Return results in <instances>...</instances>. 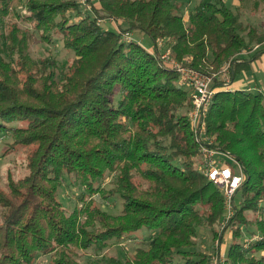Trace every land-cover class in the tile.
Listing matches in <instances>:
<instances>
[{
    "label": "trees",
    "instance_id": "obj_1",
    "mask_svg": "<svg viewBox=\"0 0 264 264\" xmlns=\"http://www.w3.org/2000/svg\"><path fill=\"white\" fill-rule=\"evenodd\" d=\"M88 2L90 11L79 0H0V133L26 157V174L8 171L0 187V264H210L219 249L197 248V229L222 240L218 225L232 239L255 228L224 250L230 264H264V93L219 90L207 111L206 135L244 174L228 219L223 192L198 170L190 91L141 44L122 41L139 32L155 49L168 39L177 61L210 75L233 60L235 80L250 69L244 52L264 53V30L223 0H197L187 16L182 0ZM110 19L126 28L106 30L99 21ZM34 31L74 57L33 60ZM65 175L84 188L72 211L58 199ZM97 195L117 196L121 212ZM142 230L131 256L108 254Z\"/></svg>",
    "mask_w": 264,
    "mask_h": 264
},
{
    "label": "rangeland",
    "instance_id": "obj_2",
    "mask_svg": "<svg viewBox=\"0 0 264 264\" xmlns=\"http://www.w3.org/2000/svg\"><path fill=\"white\" fill-rule=\"evenodd\" d=\"M184 1L188 7L184 11V15L187 16L189 12L193 9V7L196 5L197 0H182ZM228 6H230L232 9L238 11L241 15L242 21L245 24H248L259 31L264 30V6L260 5L257 10H254L253 8V0H223ZM91 15V14H90ZM92 17V15H91ZM187 19V18H185ZM22 26L26 27L27 25L25 23H21ZM122 28H126V24L121 22ZM103 28L106 30H109L111 32L115 33H121L120 26L118 27L115 25V23L110 21H105L102 24ZM125 35H128L131 39H133L134 42H138L141 44L147 51L150 53L154 52V43L151 40V38L143 33L139 32H129L125 33ZM34 41L30 44V55L33 60H40L41 58H46L50 56L56 57L60 62L64 63L66 60L74 57L73 52L68 51L64 49L62 42L58 37H55L53 43H49L41 39V35H39L38 32L34 31ZM125 36L122 35V41H125ZM256 49L258 46L255 47ZM256 49H249L248 51L244 52L241 56L243 59L244 57L252 58L251 55L253 52L256 53ZM259 50V49H258ZM254 53V54H255ZM175 58V57H174ZM260 65V66H259ZM170 69V68H169ZM237 80L242 79L243 84H235L234 87H240L242 90H250V88L258 87L256 90L254 89V92L262 90L264 93V53L259 58V63H256L252 66V69L248 72H243L240 75L237 76ZM175 86L182 87L184 89H188L186 86H184L180 79L179 81L175 82ZM13 127V126H11ZM12 138L11 136L4 135L0 133V187L5 188L7 184V173L8 171H11L15 177H22L26 174V169L24 168L26 164V157L25 152H23L24 148H14L12 145ZM9 150V151H8ZM235 166L237 164L235 163ZM237 170L238 167H236ZM244 175V174H243ZM107 188H109L108 185H106ZM84 190V188L76 181V179L69 177L68 175L64 176V182L59 190L58 193V199L63 204V206L66 209L73 210L79 202H77V194ZM239 191V190H238ZM236 192L234 196V205L239 206V203L241 201V193ZM97 200V203L102 207V209L106 210L107 212L111 214H119L122 210V204L120 199H118L117 196H111L108 198V201H104L101 199L99 195L95 197ZM0 215H1V208H0ZM250 216H253L252 214ZM1 221V216H0ZM227 224V223H226ZM223 225H218L217 232H223L224 236L223 239L217 238L216 240L212 239L210 229H208L205 226L199 227L197 229L198 234V240L197 242V248L204 250L208 254H212L214 252V249L216 247L219 249V254H224V250L227 253L228 247L230 243H243L246 238H248L251 234V231H255L254 227H249L248 232H243L244 235H242L239 238L232 239L230 237V231L231 229L224 228ZM227 226V225H226ZM226 229V230H224ZM246 230V229H245ZM148 233L146 230H142L138 233H135L131 235V240L124 241L122 243V247L127 250V252L122 249L121 247H118L116 245L112 246V249L108 252V254L113 255H120L121 257L125 258L127 256H131L136 248L142 247V240L144 236H146ZM225 253V254H226ZM217 255H214L215 257ZM86 261V260H85ZM38 264H50L47 257H41Z\"/></svg>",
    "mask_w": 264,
    "mask_h": 264
},
{
    "label": "built area",
    "instance_id": "obj_3",
    "mask_svg": "<svg viewBox=\"0 0 264 264\" xmlns=\"http://www.w3.org/2000/svg\"><path fill=\"white\" fill-rule=\"evenodd\" d=\"M85 10L90 11L91 6L88 0H79ZM119 27L121 20L110 19ZM103 24L105 20L99 21ZM125 41L132 42L128 35H125ZM154 52L151 54L157 56L165 68L175 71L181 83L188 88L191 97V110L189 120L194 129L196 140L199 144L201 161L198 170L209 181L216 185L225 198L227 208V218L234 214V196L241 188L244 175L239 166V170L234 171L235 161L229 153L223 152L219 147L214 146L213 141L206 135L205 119L208 108L219 90L233 91L234 64L233 60L227 61L216 73L205 74L191 66V61L186 63L177 61L172 52L171 42L168 39L159 40ZM261 91V90H259ZM258 237L252 238L254 241ZM210 264H230L225 254H219L212 257Z\"/></svg>",
    "mask_w": 264,
    "mask_h": 264
},
{
    "label": "crops",
    "instance_id": "obj_4",
    "mask_svg": "<svg viewBox=\"0 0 264 264\" xmlns=\"http://www.w3.org/2000/svg\"><path fill=\"white\" fill-rule=\"evenodd\" d=\"M113 23H114V22H113ZM120 25H121V24H120ZM254 53H255V52H253V54L251 55V57L254 55ZM249 57H250V56H249ZM249 57H248V58H247V57H244V58L246 59L245 61L251 62L250 69H249L248 71H250V70L252 69V66H253V65H255L256 63H259V58H260V57H259L257 60L252 61L251 58H249ZM244 58H243V59H244ZM259 66H260V65H259ZM248 71H247V72H248ZM236 78H237V77H235V80H234L232 86H234L236 83H237V84H238V83H239V84H243L242 79L237 80ZM257 88H258V87L256 86V87H253V88H250V89H251L252 91H254V89L256 90ZM233 89H234V90H235V89H240V87H237V88L234 87Z\"/></svg>",
    "mask_w": 264,
    "mask_h": 264
}]
</instances>
